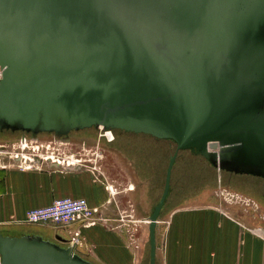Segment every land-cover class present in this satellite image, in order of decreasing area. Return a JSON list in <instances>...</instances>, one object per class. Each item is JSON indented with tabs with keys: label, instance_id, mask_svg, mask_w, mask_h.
Returning a JSON list of instances; mask_svg holds the SVG:
<instances>
[{
	"label": "water",
	"instance_id": "water-1",
	"mask_svg": "<svg viewBox=\"0 0 264 264\" xmlns=\"http://www.w3.org/2000/svg\"><path fill=\"white\" fill-rule=\"evenodd\" d=\"M99 126L176 145L155 264L179 151L264 178V0H0V132ZM55 240L0 235V264H93Z\"/></svg>",
	"mask_w": 264,
	"mask_h": 264
},
{
	"label": "crops",
	"instance_id": "crops-1",
	"mask_svg": "<svg viewBox=\"0 0 264 264\" xmlns=\"http://www.w3.org/2000/svg\"><path fill=\"white\" fill-rule=\"evenodd\" d=\"M43 168L24 171L13 167L0 168L1 236L25 235L19 230L25 224V213L30 209L47 206L58 198H83L90 207L99 208L102 217L109 220L110 224L118 221V212H125V203H131L134 205V217L141 223L138 234L141 249L135 252L133 263L140 264L141 260L144 261L148 225L143 224V221H148L153 209L152 194L150 190L146 191L145 184L143 190L141 182L130 173L132 176L127 175L131 181L127 177L128 183L125 186L128 189L122 192L124 194H111L107 191L109 187L104 188L99 173L93 171L92 167L65 170L56 164H47ZM119 180L118 177L111 178L113 184L110 187L113 191L117 184L121 185ZM214 194L217 199L216 191ZM222 203L188 204L167 209L165 219H160L156 226V231H159L163 224L162 236L165 232L164 250H161L162 244L158 240V232L156 233L158 263L264 264V234L260 237L249 232L251 227L263 230L259 225L262 222L256 217L243 220L237 207ZM261 213L264 214V211ZM82 233L85 240L90 242L91 252L88 255L97 262L132 263L130 255L122 245L124 239L122 241L119 233L105 228L102 224ZM39 236L56 242L57 235L54 239L50 235ZM86 245L88 246L87 243Z\"/></svg>",
	"mask_w": 264,
	"mask_h": 264
},
{
	"label": "rangeland",
	"instance_id": "rangeland-1",
	"mask_svg": "<svg viewBox=\"0 0 264 264\" xmlns=\"http://www.w3.org/2000/svg\"><path fill=\"white\" fill-rule=\"evenodd\" d=\"M100 130L102 133L104 132V129L101 128ZM21 133L22 132H0V144H9L7 145L8 151L11 153L15 147L13 145L17 143ZM99 134L100 131L98 129L96 130L95 128L83 129L79 132L75 131L70 135V139L76 140L73 142H69V140H61V142H56L52 136L41 134L39 140L33 142L32 145L28 144V146H30V148L37 147L39 148L38 152H40L41 146H38L39 143H50L48 153L45 154L43 151L44 155H49L52 151L55 154V158L58 160L63 159L71 162L75 158L83 159L84 169L88 167H99L96 169L100 175L99 179H101L104 183V188L110 187V185L113 184L111 178L118 177L121 180H119L118 183H121L122 186L117 184L115 186L116 190H114V192L119 193V195L120 193L124 194L122 192L128 189L125 186V183H128V180L131 181V179H129L127 174L130 176H132L131 174H134V177L139 182H141L142 189L144 190L143 185L145 184L146 191L148 192V190H150V193L152 194V205L154 207L162 195L166 169L170 158L175 153L176 145L169 140H158L141 133H128L120 130L113 131L115 142L113 144H109V147L114 149L112 151L106 149L104 150V148L102 149L101 147H85L80 142H77V137H88L86 139L91 140L97 139ZM103 140L104 139L102 138L101 141L104 144ZM30 153H32V151L26 149V151L23 152V155L29 156ZM12 154L14 155L15 152ZM4 163L8 162L5 161ZM9 163V167L16 168L15 164L12 165V162ZM43 167L41 170L44 169ZM30 170L37 169H35V167H31ZM254 185L255 180L250 176L218 170L204 157L195 155L189 150H181L177 153L176 159L171 169L169 192L165 200L162 213L167 211V209H171L180 205L198 203L223 204L222 202L224 201L219 199V197L217 199L215 198L214 192L216 191V193L218 192L220 194L223 192H228L232 195H236V197L246 200L248 206H246L245 203H237L236 198H234V200L231 199L226 203L231 207H237L236 209L240 210L239 213L243 217V220H248L251 217L264 218V214H262V211L258 208L257 203L260 204L261 200L259 199ZM130 205L131 203H125V215L127 214L128 216L135 219V217L132 215V209ZM164 215L166 214H163V218L161 217V219H165ZM133 223H127L128 226L125 229L126 231L121 232V234L117 232L120 234L122 241L124 239V243L122 245L130 255V262H132L131 264H134L133 261L135 254V250L131 241L136 236L139 238L138 234L140 230L139 223L136 227L133 225ZM259 225L262 227L263 231L261 229L258 230L257 228L251 227L249 228V232L258 234L257 232L260 231L264 234V223ZM161 226L162 227L159 229V231H156V233L158 232L157 237L159 242L162 244L161 250L162 248L164 250L165 232L162 236L163 233L161 234V229L163 228V224H161ZM19 230L25 235H50L53 236V239L57 235L64 239L67 238V235L63 230H57L48 226L23 224ZM86 243L88 244V246L86 245V248H89L90 242L86 241ZM144 251L145 259L144 261L141 260L140 264H149L148 241ZM89 252L91 251H87L85 247L76 250V253L85 258L87 261L93 264H101L97 262L92 256H89ZM155 264H159L158 257L156 258Z\"/></svg>",
	"mask_w": 264,
	"mask_h": 264
},
{
	"label": "built area",
	"instance_id": "built-area-1",
	"mask_svg": "<svg viewBox=\"0 0 264 264\" xmlns=\"http://www.w3.org/2000/svg\"><path fill=\"white\" fill-rule=\"evenodd\" d=\"M101 129V127H100ZM106 138L107 141L112 140L111 131H104L102 134ZM32 139H28L26 137H21L17 140V143L14 144L15 146L10 153L8 151L9 144H0V168L5 169L9 167L10 163L12 165L15 164L16 168L20 170H30L31 167H35V169L40 170L45 164H56L58 166L69 167V166H76L83 168L84 167V160L75 158L71 162L67 160H58L55 158V154L50 152L49 155H44L48 153L50 143L44 144L39 143L38 146H41V151L39 148H30L28 144L36 142L35 140L31 141ZM59 144V143H57ZM26 149L31 150L32 153L29 156L23 155V152ZM45 149V150H43ZM59 150V149H58ZM44 151V153H43ZM15 154L13 155L12 153ZM58 154V152H57ZM7 161L8 163H4ZM39 161L40 163H37ZM18 162V163H16ZM32 164V166H31ZM30 165V166H27ZM93 171L98 172L95 167H92ZM99 173V172H98ZM109 193H113V188L109 187ZM217 197L221 198L225 203L228 202L226 196L224 194L232 195L228 192L223 193H216ZM236 199L238 203H245L246 200L236 197V195H232ZM242 199V200H241ZM231 200V199H230ZM229 200V201H230ZM131 209L133 208L132 205ZM118 221L112 224L111 226L109 220L102 217L99 208H92L88 205L87 201L83 198H58L53 200L49 205L44 207H38L34 209H30L25 213L24 223L31 224V225H41V226H48L53 227L58 230H63L67 235V242L70 246L74 248L76 251L79 248H84L89 251V248H86V240L82 235V232L86 229H89L95 225L102 224L105 228L112 230L114 232H121L126 231V227L128 226L127 223H133L136 227L137 224H141L138 220L133 219L132 217L125 215V212H118ZM132 215L134 216V212L132 210ZM129 218V219H127ZM127 219V220H126ZM143 224H148V221H143ZM259 230V229H258ZM257 230V231H258ZM258 236L263 237L260 231L257 232ZM264 238V237H263ZM132 246L136 252L138 249L139 238L137 236L133 238L131 241Z\"/></svg>",
	"mask_w": 264,
	"mask_h": 264
},
{
	"label": "flooded vegetation",
	"instance_id": "flooded-vegetation-1",
	"mask_svg": "<svg viewBox=\"0 0 264 264\" xmlns=\"http://www.w3.org/2000/svg\"><path fill=\"white\" fill-rule=\"evenodd\" d=\"M91 129V128H90ZM96 130L98 129V128H95ZM103 131H107V130H103ZM109 131H111V135H112V140L111 141H107L106 140V138L104 137V136H102V134L104 133H100L99 134V136H98V138L97 139H86V138H88V137H85V138H83V137H77L78 138V140H77V142H80L83 146H91V147H101L102 149L104 148V150L106 149V150H110V151H112V150H114L112 147H109V144H113L114 142H115V138H114V135H113V131H115V130H109ZM4 132V131H3ZM6 132H9V131H6ZM74 132V131H73ZM73 132H70L66 137H67V139H66V137L65 136H61L60 137V139L61 140H69V142H73V141H76V140H72V139H70V135L73 133ZM77 132H79V131H77ZM10 133H12V132H10ZM42 134H44V135H50V136H52L53 137V139L55 138L54 137V134H47V133H42ZM32 135L31 134H27V133H21L20 134V138L21 137H26V138H28V137H31ZM41 136V134H38L36 137L39 139V137ZM104 139L103 141H104V144L102 143V141H101V139ZM71 140V141H70ZM76 142V143H77ZM168 167V166H167ZM167 170V169H166ZM240 175V174H239ZM245 176H250L251 178H253L254 180H255V185H254V188H255V190L257 191V194H258V196H259V199L261 200V202H260V204L259 203H257L258 204V208L262 211H264V178H262V177H256V176H252V175H245ZM225 196H226V198H227V200L229 201L230 199H232V200H234V196H232V195H228V194H224ZM167 198V197H166ZM219 199H221V198H219ZM237 199V198H236ZM166 200V199H165ZM222 200V199H221ZM242 200V199H241ZM223 201V200H222ZM165 203V202H164ZM157 205V204H156ZM155 205V206H156ZM133 206V208H134V205H132ZM154 206V207H155ZM164 206V205H163ZM154 207H153V209H154ZM153 209H152V211H153ZM162 210H163V208H162ZM162 210H161V212H160V214H159V216H158V222L160 221V219H161V217H162V215L163 214H165V212L164 213H162ZM167 212V211H166ZM152 213V212H151ZM151 215V214H150ZM163 218V217H162ZM258 220H260V222H262V223H264V218L263 217H261V218H259ZM157 222V223H158ZM263 231V230H262ZM62 238V237H61ZM63 240H65V244L64 243H62V242H57L58 244H61V245H66V244H68V242H67V238L66 239H64V238H62ZM155 240H156V231H155ZM156 242V241H155ZM148 243H149V235H148ZM141 249V242L139 241V243H138V249L136 250V252L137 251H139ZM156 250H157V242H156ZM149 254H150V247H149ZM155 262H156V254H155Z\"/></svg>",
	"mask_w": 264,
	"mask_h": 264
},
{
	"label": "bare ground",
	"instance_id": "bare-ground-1",
	"mask_svg": "<svg viewBox=\"0 0 264 264\" xmlns=\"http://www.w3.org/2000/svg\"><path fill=\"white\" fill-rule=\"evenodd\" d=\"M102 128V127H101ZM103 129V128H102ZM98 130L100 131V133H102V131L100 130V126L98 127ZM106 132V131H105ZM28 166V165H27ZM21 171H24V170H21ZM159 224V222L157 223Z\"/></svg>",
	"mask_w": 264,
	"mask_h": 264
}]
</instances>
